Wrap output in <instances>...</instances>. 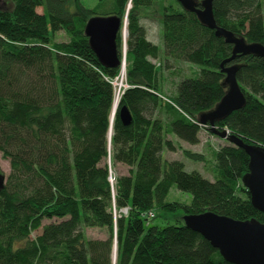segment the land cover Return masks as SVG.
I'll return each instance as SVG.
<instances>
[{"label":"trees","instance_id":"16d2710c","mask_svg":"<svg viewBox=\"0 0 264 264\" xmlns=\"http://www.w3.org/2000/svg\"><path fill=\"white\" fill-rule=\"evenodd\" d=\"M172 1L158 19L161 44L140 23L154 0L0 4V153L10 167L0 191V264H234L183 221L158 226L145 217L159 209L179 210L181 220L204 211L262 219L242 182L249 161L243 148L225 143L210 156L182 150L210 163L212 180L162 156L179 148L170 136L195 145L202 128L208 130L198 115L224 95L221 63L233 47ZM212 11L217 26L264 44V0H212ZM94 15H117L121 24L127 19L128 87L112 122L121 65L104 67L90 48L84 27ZM59 31L66 40H55ZM116 44L121 58L120 31ZM179 61L198 73L180 78L165 95L161 76ZM231 65H238L245 104L216 126L264 147V58L238 54L224 64ZM121 106L130 111L128 125L119 118ZM118 165L126 173L118 174ZM173 187L191 201L169 200ZM85 227L105 228L107 237L88 238Z\"/></svg>","mask_w":264,"mask_h":264},{"label":"water","instance_id":"95a60500","mask_svg":"<svg viewBox=\"0 0 264 264\" xmlns=\"http://www.w3.org/2000/svg\"><path fill=\"white\" fill-rule=\"evenodd\" d=\"M177 1L185 11L195 13L202 25L214 29L216 36L224 38L225 42L233 45L232 55L221 63V72L224 74L222 84L226 88L225 93L211 109L198 115V123L208 127L209 132L228 143L243 148L247 153L249 157L248 172L242 177V182L249 192L252 205L262 214L261 220L254 218L239 220L212 211H204L185 214L182 216V221L184 226L199 233L214 248L218 249L226 261L234 264H264V147L255 143H245L240 137L228 133L226 129L216 127V122L245 104L244 93L236 79L238 65L225 67L224 64L238 54H250L264 58V44L247 42L243 36H237L217 26L213 17L212 0H201L200 7H197L195 0ZM125 25L126 17L121 24V19L117 15H94L86 21L84 33L88 38V44L104 67L121 65V70L125 71ZM121 27L123 44L122 56L119 58L116 38L119 31L121 32ZM117 107L118 104L115 108L112 107L111 122ZM118 115L124 125L131 122V114L126 106H121L118 109ZM111 131L110 126L109 140ZM4 182L5 175L0 173V191ZM116 247V239H114L113 262L116 258Z\"/></svg>","mask_w":264,"mask_h":264},{"label":"rangeland","instance_id":"374dc122","mask_svg":"<svg viewBox=\"0 0 264 264\" xmlns=\"http://www.w3.org/2000/svg\"><path fill=\"white\" fill-rule=\"evenodd\" d=\"M7 0H0V4L3 5ZM96 0H83V3L85 5H93L95 4ZM173 3L172 0H154V3L150 7H146L145 9L142 10V17L140 19V23L146 28L147 34H148V39L156 44H161V27L158 22V19L161 15L162 9L164 8L165 5ZM129 6V5H128ZM127 6V8H129ZM99 14L104 13V10H97ZM151 14V15H150ZM153 14H155L153 16ZM153 17V18H152ZM125 33L127 36V19H126V25H125ZM123 37V30L121 27V38ZM55 40H66V36L62 31H59L55 35ZM156 62L155 60H153ZM121 73V71H120ZM198 73V68L194 64H187L184 62H176L173 67L169 68L164 72V74L161 76L163 79V85L165 87V95L171 94L174 90L175 83L182 77L188 76V77H195ZM125 74V71H124ZM120 76V75H119ZM116 77L115 80H113V84L116 86L117 79L119 78ZM128 84L125 81V76L123 78V83L122 86L120 87V93L122 92L123 89L127 88ZM217 127V126H216ZM219 128V127H217ZM225 129V128H223ZM227 132L229 133L228 129H226ZM200 143H198L196 146H191V149L194 152L197 153H206L208 156L211 155V151L214 149H217L219 146L228 143L226 140L221 139L220 137L212 134L205 128H202L200 131ZM181 144L182 142L179 141ZM185 147H181V149L176 151V156H181L182 161L185 164V169L186 171H192L196 170L199 171L203 176H205L208 179L213 178V166L210 163L204 164L203 162H198L191 160L189 158L184 157L182 154V150L185 149L186 147H189L187 144H183ZM208 145V147L206 146ZM207 148V149H206ZM163 158H165V152L162 153ZM10 167H9V162L7 159L2 157V154L0 153V173H3L5 176L9 173ZM118 174L126 173L127 167L125 166H119L117 167ZM111 183L113 182L114 178L110 174L109 177ZM169 200H175L179 202H183L188 204L191 201V195L186 192L179 191L175 187H173L170 191V194L168 196ZM154 217L149 220V223L151 225H158V226H164L168 224H180L182 220L180 219L181 214L180 211H175V212H170L167 214H164L163 211L159 209H154L153 211ZM50 221L44 220L43 224H46ZM85 234L88 238H106L107 237V232L105 228H100V227H85L84 228ZM41 230L33 231L30 235L31 238L39 234ZM17 245V244H16Z\"/></svg>","mask_w":264,"mask_h":264},{"label":"crops","instance_id":"0c3cea01","mask_svg":"<svg viewBox=\"0 0 264 264\" xmlns=\"http://www.w3.org/2000/svg\"><path fill=\"white\" fill-rule=\"evenodd\" d=\"M147 36H148V34H147ZM170 138H172L176 143H177V145H179V148H177V150H179V149H181V147L183 146V147H185L183 144H187L189 147H186L185 149H188V150H191V151H193L192 149H191V146H196L197 144H195V145H191V144H189V143H186V142H184V141H181V140H179V139H177L175 136H170ZM200 140H201V137H200V132H199V143H200ZM179 141L180 142H182L181 144L179 143ZM207 147H208V145H206ZM207 149V148H206ZM176 150V151H177ZM176 151H174V152H170V151H167V150H163V152H165V159H167V160H172V159H178V160H180V161H182V159H181V156L179 157V156H176ZM162 152V153H163ZM183 154V153H182ZM183 162V161H182ZM184 163V162H183Z\"/></svg>","mask_w":264,"mask_h":264},{"label":"bare ground","instance_id":"6f19581e","mask_svg":"<svg viewBox=\"0 0 264 264\" xmlns=\"http://www.w3.org/2000/svg\"><path fill=\"white\" fill-rule=\"evenodd\" d=\"M123 78H124V69L121 70L120 76L117 79V84H116V89H115V97H114V102H113V108H115L119 102L120 98V87L122 86L123 83ZM113 256H114V250H113Z\"/></svg>","mask_w":264,"mask_h":264},{"label":"built area","instance_id":"2783aa9c","mask_svg":"<svg viewBox=\"0 0 264 264\" xmlns=\"http://www.w3.org/2000/svg\"><path fill=\"white\" fill-rule=\"evenodd\" d=\"M123 213H126V209L122 210ZM154 214L152 211H148L147 213H145V217L147 219V221H149L151 218H153Z\"/></svg>","mask_w":264,"mask_h":264}]
</instances>
